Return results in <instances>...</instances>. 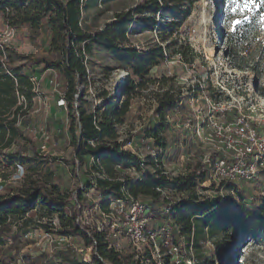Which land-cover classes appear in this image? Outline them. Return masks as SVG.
<instances>
[{
    "label": "trees",
    "instance_id": "obj_1",
    "mask_svg": "<svg viewBox=\"0 0 264 264\" xmlns=\"http://www.w3.org/2000/svg\"><path fill=\"white\" fill-rule=\"evenodd\" d=\"M194 2L195 0H143L136 7L117 13L116 20L107 24L103 30L90 33L82 27V11L89 6L85 0H0V11L4 12L11 26L15 27L20 23L35 29L46 23L51 26L52 46L61 51L62 58L55 62H45L48 68L60 71L65 81L70 131L76 147L75 159L79 166L89 162L86 173L98 175L93 180L89 179L85 189L77 194L62 192L58 185L40 179L24 180L20 187L13 188L8 185L10 174L0 175L3 179V189L0 191V257H7L9 246L6 245V238L11 232L15 217L25 223L31 222L39 217L37 206L40 204L50 218L56 215L61 224L58 228L49 225L46 230L70 236L74 241L82 238L85 247L92 249L90 259L80 258L78 251L67 244L51 258L46 259L45 255L35 258L24 255V264H133L132 254H124L110 247L106 238L107 231L85 227L78 221L90 188L99 192V203L106 210L113 202L126 200L129 195L168 205L161 198L160 189H186L194 192L190 197L172 203L170 215L174 221V234L186 236L190 241L194 233L196 264H217L218 260L222 264H231L229 253L235 236L250 238L253 231H264V196L254 210L231 207L218 198H200L195 191L207 178L201 164L195 165L188 173L175 177H169L165 173L145 175L144 161L130 149L124 148L129 142L120 137L118 126L124 123L123 117L129 111L133 97L150 84H158L161 90L156 95L158 105L155 115L158 122L146 131L147 137L161 144L163 137L160 133L169 124V114L179 108L184 99L180 96V91H174L173 77L165 73L154 76L152 70L166 60L177 59L183 65H192L197 60L198 53L189 43H182L178 36L182 25L192 15ZM255 2L258 5L257 14L264 16V0ZM136 23L144 32L157 31L159 41L140 50L130 42L129 37ZM262 27L264 34V21ZM93 44L110 53L129 73L125 96L121 102H117L112 95L109 97V89H103L98 95L102 98L101 103L94 105L82 99L76 104L78 85L89 82L85 51H90ZM79 45H83V48ZM247 57H235L237 66L261 77L262 72L257 67L244 61ZM257 89L264 95V87L257 85ZM20 96L24 97L22 103H19ZM36 96L31 76L22 67L10 70L8 63L6 68L0 60V147L10 149L16 138H24V128L29 124ZM163 147L167 149L166 142ZM27 160L33 162L32 159L24 160L8 153L1 162L3 165L9 162L16 166L23 164L22 167H25L26 162L32 163ZM121 169H134L137 177L122 179L118 176ZM192 219L195 220L194 225ZM233 231L234 237L231 236ZM219 235L221 236L218 237ZM209 240L213 241L218 257L203 252V246ZM163 261L164 264H174V259L171 261L168 256Z\"/></svg>",
    "mask_w": 264,
    "mask_h": 264
},
{
    "label": "rangeland",
    "instance_id": "obj_2",
    "mask_svg": "<svg viewBox=\"0 0 264 264\" xmlns=\"http://www.w3.org/2000/svg\"><path fill=\"white\" fill-rule=\"evenodd\" d=\"M142 1L85 0L89 6L82 11V27L90 33L103 30L107 24L116 20L117 13L136 7ZM243 3L244 0H236L235 3L230 0H195L192 15L182 25L178 36L182 43H189L198 53L197 60L192 65H183L177 59H171L153 68L154 76L165 73L173 77L174 91H180V96L185 100L179 108L169 114V124L160 133L163 137L161 144L147 137L146 131L158 122L155 108L158 105L156 95L161 91L159 85L150 84L148 88L138 91L131 100L129 111L123 117L124 123L118 126V129L121 139L128 142L139 141L138 145L132 146L126 143L124 148L130 149L144 161L145 175L165 173L169 177H175L188 173L195 165L202 163L200 156L207 154L210 147L203 141L204 133L209 130L205 127L202 129L200 122L206 117L212 103L219 109L231 105L248 109L252 104H257L258 111L253 114V120L264 134V95L257 89V85L260 88L264 87V34L262 32L264 16L257 14L258 5L255 0H252L249 9L236 6ZM5 19L0 18V41H3L8 49H12L15 56H27L30 50L35 49L37 52V47L44 46L45 41H48V34L38 30L13 27ZM236 21L240 23L237 24ZM129 37L130 42L137 45L140 50H145L159 41L157 31L144 32L138 23L131 29ZM25 38H27V44L24 41ZM22 46L27 47L26 50L21 48ZM79 46L83 48V45ZM242 55L248 56L244 60L248 65L257 67L262 72L261 77L253 71L237 66L234 59ZM61 56V51L53 46L50 48L47 46L43 50V57L48 61H59ZM85 58L89 70V82L82 84L83 95L78 102L84 99L93 104L96 103L95 100L101 103L102 98L98 97L101 90L109 89V97L113 96L115 86L127 71L125 66L116 61L110 53L94 44L91 45L90 51H85ZM52 89L54 90V87ZM52 89L46 91L40 88V91L44 93H41V96L43 98L45 95L52 96ZM121 99L123 100L124 96ZM34 113L30 115L31 123L40 126L44 129L43 131L52 133L51 126L53 127L55 119L48 114L47 107L43 104L42 107L36 108ZM24 130L25 134H28L26 138L22 136L16 138L11 149L0 147V175H11L8 182L11 187L16 188L24 184L20 182L21 178L23 181L40 179L58 185L62 192L77 194L85 189L89 179L93 180L95 176H98L96 173H86L88 162L83 166L77 164L74 143H69V140H63L64 142L62 141L60 145L52 141L46 142L34 126ZM52 135L56 139V134L52 133ZM138 136H140L139 139ZM165 142L168 145L167 149L163 147ZM8 153L18 155L24 160L32 159L33 162L27 160L32 163H29L28 167L23 166V171L13 163L7 162V165H3L1 160H4ZM118 176L122 179L133 178L137 177V173L134 169H121ZM193 193L186 189L177 191L166 188L161 192V198L165 201L172 200L174 203L190 197ZM195 194L200 198H218L231 207L254 210L255 205L260 203L264 196V170L251 185L240 182L236 185L221 187L211 185L210 181H203L198 185ZM140 199L148 202V198ZM83 205L81 216L84 225H82L103 228L102 223L108 218L103 216L102 212H108L109 209L106 210L99 203L95 189L89 190V196ZM37 209L39 217H35L29 223L17 217L13 220V227L6 238V245L9 246L7 262L24 264V255H31L34 258L45 255L47 259L63 249L60 246L54 247L56 244L59 245L57 242L49 246L50 242L47 238L39 236L42 231H47L46 228L49 225L58 228L61 224L56 215L50 218L40 204ZM119 220L115 217L112 222H119ZM153 220L163 221L166 218L158 215L153 217ZM192 222L194 225L195 220L192 219ZM117 226L121 227L118 224ZM173 226L172 221V228ZM34 229L38 230L36 236L38 238L36 240L27 238L25 234ZM231 236H235L234 231L231 232ZM235 237L229 253L231 264H264V231L255 230L250 238H241L237 235ZM123 238L120 246L117 247L124 254H131L134 248L128 238ZM193 240L194 233L190 241L186 236L177 238L179 264H196L197 256ZM70 242L71 246L78 251L80 258L90 259L92 249L85 247L82 238L79 237L77 241ZM212 242V240L207 241L203 246V252L218 257ZM144 264H152V262ZM217 264L222 262L218 260Z\"/></svg>",
    "mask_w": 264,
    "mask_h": 264
},
{
    "label": "built area",
    "instance_id": "obj_3",
    "mask_svg": "<svg viewBox=\"0 0 264 264\" xmlns=\"http://www.w3.org/2000/svg\"><path fill=\"white\" fill-rule=\"evenodd\" d=\"M48 40L49 43H52L51 35ZM0 48L2 51L0 60L7 68L10 55L9 49L3 41H0ZM87 73L89 75L88 68ZM49 74L47 78V81L49 80L48 83L53 85L54 89L58 91V72L50 70ZM31 80L34 84V91L40 97L39 78L31 76ZM128 81L129 73L127 72L123 75L117 86L119 85L124 88L128 84ZM80 85L82 84L78 85V93L75 94L76 104H79L78 101L84 88L83 85V87ZM117 86L114 88L113 97L117 102H121V98L125 95L121 90L115 92ZM59 96L58 105L68 107L64 90L59 91ZM21 99L24 101V97H21ZM95 102L94 105L99 104V101L95 100ZM256 105L252 104L248 109L232 105L219 109L212 103V107L209 108L206 117L200 122L202 129L205 127L209 130L204 133L203 141L209 144L210 151L200 156L202 160L201 165L205 168L207 174L205 182L210 181L211 185L221 187L236 185L240 182L245 185H251L255 178L264 170V134L260 127L255 125L253 120V114L258 111ZM26 129H31V126H27ZM131 144L129 142V145ZM17 168L22 171L24 170L20 164L17 165ZM2 182L3 179L0 178V191L3 189ZM160 191L163 192L164 190L160 189ZM165 203L168 205H162L159 202L151 200L143 202L140 198H134L129 195L126 200L113 202L108 212H102L103 216L108 219L102 223L103 228L98 227V229L107 231L106 238L110 247H114L120 252L122 250L117 246H120V241L124 239L123 237L128 238L134 248V252L131 253L134 259L133 264H144L147 262L164 264L163 259L166 256L170 257L171 261L173 258L174 264H179V245L177 242L179 236L173 233V220L170 215L173 201L170 200ZM158 215L165 217L166 220L154 221L153 217H157ZM115 217L120 219L119 222H112V219ZM78 221L84 225L82 216L79 217ZM54 224L56 223L54 222ZM117 224L121 225V227H118ZM37 235L38 230L36 229L25 234L27 238L35 240L38 238L36 237ZM39 236L47 238V241L50 242L49 246H53V243L57 242L59 245L56 244L55 248L59 246L62 248L67 244L71 245L70 241L72 238L70 236L58 235L45 230ZM0 264L12 263L7 262L6 257L1 256Z\"/></svg>",
    "mask_w": 264,
    "mask_h": 264
},
{
    "label": "crops",
    "instance_id": "obj_4",
    "mask_svg": "<svg viewBox=\"0 0 264 264\" xmlns=\"http://www.w3.org/2000/svg\"><path fill=\"white\" fill-rule=\"evenodd\" d=\"M0 16L3 19H5L4 12L0 11ZM15 27H17V28H25V29H29V30L41 31L42 33H46V35L48 34L47 35L48 39H49L50 35L53 36V32H52L51 26L49 24H47V23L42 25L38 29L32 28L30 25L23 24V23H20V24H18ZM24 41H26V44H27V38H25ZM24 46H26V45H24ZM24 46H22L21 48H25V50H26L27 47H24ZM47 46L49 48L52 46V43H49V40L45 41L44 46L37 47V52H36V49L34 51L30 50L28 52L27 56L26 55H24V56H22V55L15 56L14 53L11 51L12 49H10L9 68L11 70L14 67H22L23 71L26 74H28L30 76H37L39 78V80H40V88H44V90L46 89V91H49L50 88L52 89V87H54V86L47 82V78L50 75L49 74L50 70H55V69L48 68V66L46 65V62H45V60L48 61V59H45L43 57V50H44V48H47ZM61 58H62V56H61ZM56 71L58 72L57 82L59 84V86H58L59 90L56 91L54 89L55 90L54 91L52 89L53 90V95L50 96V97L48 95H45V98H43V96H41L42 95L41 93H43V92L40 91V88H39V91H40L41 95H40V97H38V96L35 97V100H34V103H33V110L31 111L30 115L31 114H35L34 113L35 109L38 108V107L39 108L42 107L43 104H44L47 107L48 114H50L51 117L55 119L54 123H53V127L51 126V130H52L51 132L53 134H56V136H57L56 139L57 138L58 139L56 140L54 135H52V133H50L48 131H43L44 130L43 128H41L38 125L33 124V122L31 123V120L28 122L29 124L27 126L37 127L38 131L42 134L41 136L45 139L46 142H51L52 141V142H55L54 144H56V143L58 144L59 143V145H60L63 140L64 141H68L69 140L68 141L69 143H73V141H72L73 137H72V134H71V131H70L69 109H68V107H63V106H59L58 105V100H59V97H60L59 96V91L65 89V81H64V78H63L62 74L60 73V71H58V70H56ZM43 99H44V101H43ZM19 103H22L21 96L19 98ZM27 126H25V128H27ZM39 127L41 129H39ZM27 135L28 134H25V130H24V137L26 138ZM60 135L62 136L61 138L59 137ZM139 138H140V136H138V139ZM138 142L139 141H132L131 142L132 143L131 146L132 145H138ZM28 165L29 164L26 162L25 166L28 167ZM88 166H87V168H88ZM87 168L85 169L86 171H87ZM20 182L22 183L23 179L22 180L20 179ZM91 189H94V188H90L89 190H91ZM89 190L87 191L86 196H89ZM97 200L99 201V192L98 191H97Z\"/></svg>",
    "mask_w": 264,
    "mask_h": 264
},
{
    "label": "snow or ice",
    "instance_id": "obj_5",
    "mask_svg": "<svg viewBox=\"0 0 264 264\" xmlns=\"http://www.w3.org/2000/svg\"><path fill=\"white\" fill-rule=\"evenodd\" d=\"M230 2L235 3L236 0H230ZM251 2L252 0H244V3L242 5L237 4L236 6L240 7L241 9H249ZM236 23L238 24L240 23V21H236Z\"/></svg>",
    "mask_w": 264,
    "mask_h": 264
},
{
    "label": "water",
    "instance_id": "obj_6",
    "mask_svg": "<svg viewBox=\"0 0 264 264\" xmlns=\"http://www.w3.org/2000/svg\"><path fill=\"white\" fill-rule=\"evenodd\" d=\"M127 79H128V77H127ZM120 90L124 92L125 87L122 88L121 86L118 85V86L116 87V89H115V92L120 91ZM81 95H83V92H81Z\"/></svg>",
    "mask_w": 264,
    "mask_h": 264
}]
</instances>
